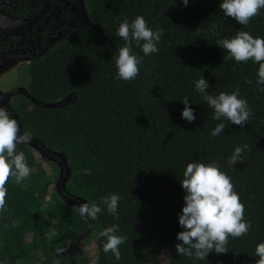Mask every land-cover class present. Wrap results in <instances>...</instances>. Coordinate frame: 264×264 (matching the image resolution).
Listing matches in <instances>:
<instances>
[{
    "label": "trees",
    "instance_id": "1",
    "mask_svg": "<svg viewBox=\"0 0 264 264\" xmlns=\"http://www.w3.org/2000/svg\"><path fill=\"white\" fill-rule=\"evenodd\" d=\"M82 2L88 22L70 27L24 68L29 97L18 94L10 105L21 132L30 131L31 143L52 156L53 169L48 173L38 160L28 166L27 179L16 184L10 178L6 184L0 264H92L87 255L71 256L88 224L99 232L118 224L117 235L127 237L120 245V260L103 251L106 239L100 237L95 264H159L164 251L172 252V264H256V245L264 243V92L256 85L259 65L223 62L227 53L216 45L211 25L217 26L220 38H232L240 30L264 38V9L242 26L223 15L222 0H189L187 7L181 0ZM136 16H143L153 30L162 28L163 36L158 53L144 56L133 45L132 53L142 63L136 79L126 82L117 79L113 56L124 41L116 33L120 23ZM100 23L109 27L108 33L100 31ZM200 77L208 81L211 95L240 89L239 98L253 113L245 126L213 119L214 110L195 90ZM185 97L194 109L192 123L181 119ZM219 123L228 126L213 137ZM241 145L247 147L235 164L244 165L236 169L229 158ZM17 151H30L29 144L18 145ZM192 161L214 162L231 178L252 225L247 235L229 237L228 252H211L205 260L181 256L172 246L183 231L178 224L185 195L180 181ZM66 168L67 180L59 190L101 206L95 219L82 218L77 207L60 200L57 190L49 194L53 183L62 184ZM110 194L120 197L119 220L101 203L100 198ZM54 218L64 225L46 235L48 220Z\"/></svg>",
    "mask_w": 264,
    "mask_h": 264
},
{
    "label": "clouds",
    "instance_id": "2",
    "mask_svg": "<svg viewBox=\"0 0 264 264\" xmlns=\"http://www.w3.org/2000/svg\"><path fill=\"white\" fill-rule=\"evenodd\" d=\"M181 3L187 7L189 0H181ZM219 7L224 16L247 26L264 9V0H222ZM211 30L216 37V45L227 53L223 62L252 61L259 65L256 85L258 91L264 92V38L253 37L243 30L237 31L232 38H220L215 24L211 25ZM116 35L124 41V45L113 56L117 79L126 82L135 80L139 75L142 58L132 53L133 45L139 47L144 56L158 53L157 45L163 36V29L157 26L153 30L143 16H136L131 22L124 20L120 23ZM245 83L251 84L252 81L246 79ZM194 86L196 92L202 94V99L214 110V120L220 121L223 118L233 125L243 127L251 119L252 109L246 100L239 98V88L231 94L220 92L218 95H211L206 91L210 85L202 77ZM182 103L184 108L181 119L188 123L194 122L196 117L188 98L185 97ZM227 126L225 123L217 124L211 135H220ZM31 140L32 133L21 132L18 121L12 118L6 108L0 106V212L5 210L6 184L9 179L13 178L16 184H20L31 173L25 153L17 151L18 145L30 144ZM246 147L247 145L236 147L229 162L235 164ZM180 186L185 195L184 206L178 216V224L183 231L176 236L181 241L175 245L177 254L205 260L211 252L218 255L228 252L229 237L240 238L248 234L252 225L245 219V207L234 190L231 178L216 163H187ZM100 199L107 212L119 220V195L110 194ZM78 211L82 218L95 219L102 208L96 204L83 203L78 206ZM118 232L119 225L113 224L99 233L100 237L106 239L103 251L111 253L116 260L121 259L120 245L127 239L124 235H117ZM60 251L63 252L64 249ZM255 255L259 257L256 264H264V243L256 245Z\"/></svg>",
    "mask_w": 264,
    "mask_h": 264
},
{
    "label": "flooded vegetation",
    "instance_id": "3",
    "mask_svg": "<svg viewBox=\"0 0 264 264\" xmlns=\"http://www.w3.org/2000/svg\"><path fill=\"white\" fill-rule=\"evenodd\" d=\"M66 2L68 5L64 4V0H0V90H25L12 94L7 106L10 107L16 95H29L24 81L16 83L13 79L14 84L9 87L4 85L1 77L9 76L6 72L13 71L12 75L16 74L17 77L20 74L24 80V68L42 56L52 43L64 37L67 31L64 26L68 25V19L73 23H82L79 7L74 5L76 0Z\"/></svg>",
    "mask_w": 264,
    "mask_h": 264
},
{
    "label": "rangeland",
    "instance_id": "4",
    "mask_svg": "<svg viewBox=\"0 0 264 264\" xmlns=\"http://www.w3.org/2000/svg\"><path fill=\"white\" fill-rule=\"evenodd\" d=\"M75 3L76 4H74V5L76 7H79V10L81 12L80 14H82V17H84L85 10H84V6H83L82 0H76ZM67 18L68 17H66L65 19H67ZM81 22H82L81 24H83L85 21L83 20ZM67 23H68V25L64 26V27H66L65 30H68L70 27H72L75 24H77V23H73V21L69 20V19H68ZM98 27L100 28V31H103L105 33H108L109 30H110L109 27H107L103 23L98 24ZM21 63H23V62H21ZM22 70H23V67H21L20 72H22ZM12 73H13V71L12 72L8 71V72H6V74H8L9 76L1 77V78H3L4 85H6V86L9 85V87H12L13 86L12 84H14L13 83V79H14V81L16 83L20 82V81L21 82L22 81L25 82V80L27 78L26 76H25V78L23 76H21V77L24 78V80H22L20 78V74H19V76L17 74V77H15L16 74L12 75ZM17 78L19 80H17ZM20 84H23V83H20ZM29 148H30V151H24L25 156L27 158V165L30 166L35 161L39 160L42 163V166L48 171V173H51V171L53 169V167L50 164L51 161L43 159L41 152L34 145L29 144ZM234 165H235L236 169H239L244 164L243 163H236ZM58 168H59V166H58ZM60 173H61V170H60ZM59 186H62V184H57V183L54 184L53 183L51 185V187H50V193L49 194H51L52 191H56L57 190L59 198H60L61 201H63L67 205L75 206L77 208H78V206L80 204L86 203L84 201H81L79 198H73L71 196L65 195L63 192H61L59 190ZM46 201L50 202L49 196L46 197ZM63 225H64V222H60L59 219H56V218L49 219L48 220V226H47L48 229H47V234L46 235H48L50 232H52L54 230H58ZM99 231L100 230L95 225L88 224V227L86 229H84L83 232L77 236V240L75 242L74 248L71 250V256L76 258V257H80V256H83V255H87V256H89L91 258V263L95 264V257H96L95 251H96V247L98 245L99 238H100V236H99L100 232ZM25 240H26V242H29V237L25 236ZM81 240H84V241L81 242ZM179 243H181V241H175V242L172 243V246L175 248V245H177ZM21 247H22V245L18 244V249H21ZM172 262H173V256H172V252L171 251H164L159 257V264H172Z\"/></svg>",
    "mask_w": 264,
    "mask_h": 264
},
{
    "label": "water",
    "instance_id": "5",
    "mask_svg": "<svg viewBox=\"0 0 264 264\" xmlns=\"http://www.w3.org/2000/svg\"><path fill=\"white\" fill-rule=\"evenodd\" d=\"M64 4H67L66 0H64ZM68 5V4H67ZM83 20L84 21H87L88 22V19H87V16H86V13L83 17ZM19 90H23L25 91L24 89H15V90H11V91H8V92H3L0 90V104L1 106H3L4 108H6V110L11 114L13 115L14 114V111L11 109V107L7 106V103H9V99L11 97L12 94L14 93H19ZM34 101V100H33ZM59 104H62V102H59ZM57 104L54 103V104H47L46 106L48 107H55ZM15 118V117H14ZM32 145H34L42 154V157L43 159H46V160H53L52 156H48L41 148H39L38 146H36L35 143H30ZM58 157L62 160L63 164L66 165V162L63 158H61V155L59 154ZM55 162L58 164V166L62 169V166H61V163L58 162V160H55ZM68 173H69V170L66 168V174L65 176L62 178V186L64 187V183L65 181L67 180V176H68ZM62 174V173H61ZM60 174V175H61ZM60 180V177L58 178ZM58 184V183H57ZM81 201H84L83 199H80ZM85 202V201H84Z\"/></svg>",
    "mask_w": 264,
    "mask_h": 264
}]
</instances>
